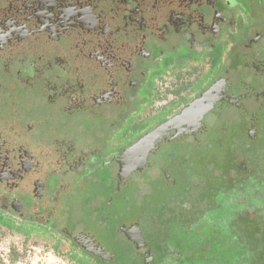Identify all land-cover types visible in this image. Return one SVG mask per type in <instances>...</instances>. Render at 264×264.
Returning <instances> with one entry per match:
<instances>
[{"label": "flooded vegetation", "instance_id": "flooded-vegetation-1", "mask_svg": "<svg viewBox=\"0 0 264 264\" xmlns=\"http://www.w3.org/2000/svg\"><path fill=\"white\" fill-rule=\"evenodd\" d=\"M261 14L264 0H0V232L75 264H264V185L263 204L231 198L221 217L186 157L210 133H240L239 144L255 149L248 159L264 162ZM160 83L174 99L159 103ZM167 145L181 147L185 192L168 205L157 194L135 201L132 183L150 173L176 184L157 157ZM211 176L210 191L229 190L222 173ZM76 196L86 199L80 219ZM119 201L130 202L128 216L109 211ZM196 226L228 238L193 240Z\"/></svg>", "mask_w": 264, "mask_h": 264}, {"label": "rangeland", "instance_id": "rangeland-1", "mask_svg": "<svg viewBox=\"0 0 264 264\" xmlns=\"http://www.w3.org/2000/svg\"><path fill=\"white\" fill-rule=\"evenodd\" d=\"M259 18L261 20H264V14L259 15ZM261 43L264 44V38L260 41V44ZM208 79L209 76H204L201 80H203V82H206L208 81ZM201 85L202 82L195 83L192 86L191 91L198 92ZM183 101L184 100L179 99V101H177L175 105L173 104L175 102H173L170 105L166 106V110H164L169 113L173 108L181 105V102ZM150 103L152 104L154 103V101ZM29 106L35 109V112H40L41 102L40 100L30 97L27 100V107ZM163 111L159 114V116L156 117V119H160L164 116L165 111ZM214 115L215 116H213V118L215 119V121L223 116H231V114L227 111L222 113V115L219 112H215ZM140 128L142 127L139 126V129ZM235 131L236 128L230 127L229 132L233 133L232 136H234ZM237 135H240V138L238 137V140H234L230 135L227 138H223L221 137L220 132H213L210 133L208 141L205 143V147L203 149H195L192 147L186 148L189 149L188 155L186 156L187 163L189 165V171L192 172V174L195 176H202L204 178V181L206 180L207 182H210L208 183L209 191L206 193V195H211V197L209 198L214 199L215 204L219 205L218 203H220L221 207H219L218 212L221 211V213L219 214V216L221 217L222 215H228L230 206L226 203V201L230 200L231 198L238 204L243 203V205L246 207H249L250 205V207L255 208L256 205L263 204L261 202L263 198L258 195V193H260L258 189L262 188L264 185L263 181L259 182V179L264 180V162L254 160L252 161L251 158L248 159L249 154H251L250 151H255V149H253V147L250 149L243 147L242 145L245 141L244 139H242V134L237 133ZM242 142V145L239 144ZM167 147L168 148L165 150L167 153L165 154L163 152L164 150L162 149V151L158 153L157 157L158 160H161L164 166H167L169 168V171L172 174L173 180L176 182V184L174 185L171 183H165L166 186H162L160 180H157L158 178L155 179L156 173H150L148 178V175H146L144 178L141 177L140 180H136L132 183L133 186L131 187V189H129V191L132 193V197H134L135 201L139 200L142 204L143 202H145L142 201L144 198L157 194L158 197H161L160 202L163 204L167 203L166 205H168L172 199L174 200L176 198L175 194L179 193L178 195H181L185 192L187 170H182L179 167V163L181 162L180 160L182 159V152L180 151L181 147H177L176 145H167ZM167 156H169V158L166 161ZM229 162H231V168L236 171L235 177H232V175L227 176V172L230 169ZM258 170H260L261 174H256ZM213 171L219 172L220 174L222 173L225 183L226 180H229V190H220L219 192H214V188L218 187V184H212V180L210 179V177L214 178L213 176H211V173ZM158 175L160 176V173H158ZM217 177L221 178V176L219 175H217ZM146 178L147 180H145ZM147 182H151V185L148 186ZM218 182L223 183L219 180ZM243 185L248 186V188L243 189ZM254 188L257 189L255 190ZM210 189H214L212 190L213 192L210 191ZM69 201H71V204L73 205V217H77L78 219L84 217L85 214L83 211V207H85L84 203L86 202V199L80 196H76L69 198ZM127 203L130 202L127 201L123 203L122 201H119L115 206L110 207L109 211L112 210V214H115L116 212H125L124 217H126L129 215L127 214ZM235 208H239V206L237 205L235 206ZM152 212L154 213L155 211L153 210ZM216 217H218V214H216ZM209 230L210 231L208 233H202L201 226H196L195 231L191 233L193 235L192 239L195 240V238H198L203 239L205 243L215 242L218 245H222V241H225V239L228 238L227 233L222 231V229L219 231L217 229L215 230L214 228ZM146 231L147 229L144 228V232ZM29 232L30 233L27 235L33 237L34 233L32 231ZM189 237L190 235L188 234V238ZM229 238L232 239V236L229 235ZM0 242H2V244H0V254L3 255L2 259L5 260L6 264H75L67 259L59 257L58 255L50 251V249L46 247L47 244L44 245L41 243H32L31 241L22 242L20 239H17L14 234L8 231L0 232ZM220 248H222V246ZM206 250L208 249L205 248L203 253H205ZM235 252L238 254L239 250L235 249ZM201 256L206 258L207 254H202ZM243 256H248V250ZM0 264L2 263L0 262Z\"/></svg>", "mask_w": 264, "mask_h": 264}, {"label": "water", "instance_id": "water-1", "mask_svg": "<svg viewBox=\"0 0 264 264\" xmlns=\"http://www.w3.org/2000/svg\"><path fill=\"white\" fill-rule=\"evenodd\" d=\"M194 102H195V101H194ZM194 102L191 103L187 108H185L184 110H182V112H181V116H185V115L188 114L189 110L192 109V108L194 107ZM203 112H204V110L200 112V115H201ZM157 132H158V130H154V131H153L151 134H149L148 136H151V135H153V134H156ZM148 136H147V137H148ZM145 138H146V137H144V138H142L141 140H139V141L137 142V144H135L132 148H130V149L127 151V155H126L127 158H131V157H133V156H135V155L138 154L137 151L139 150L140 146L142 145L141 142H142L143 140H145ZM136 152H137V154H136Z\"/></svg>", "mask_w": 264, "mask_h": 264}, {"label": "crops", "instance_id": "crops-1", "mask_svg": "<svg viewBox=\"0 0 264 264\" xmlns=\"http://www.w3.org/2000/svg\"><path fill=\"white\" fill-rule=\"evenodd\" d=\"M193 74L191 73L190 74V76H192ZM168 84V83H167ZM159 90L162 92V94L160 95V100H159V103L160 104H162V103H165V101H168V100H172V99H174L175 97L173 96V95H170V94H165L166 93V89H164V87H163V84H159ZM176 96H179V97H182V96H184V95H176ZM186 96H188V95H186ZM189 96H191L192 97V95H189ZM158 105V104H157Z\"/></svg>", "mask_w": 264, "mask_h": 264}, {"label": "built area", "instance_id": "built-area-1", "mask_svg": "<svg viewBox=\"0 0 264 264\" xmlns=\"http://www.w3.org/2000/svg\"><path fill=\"white\" fill-rule=\"evenodd\" d=\"M0 244H2V242H0ZM3 258V255L2 254H0V262L2 263V264H6L5 263V260L4 259H2Z\"/></svg>", "mask_w": 264, "mask_h": 264}]
</instances>
